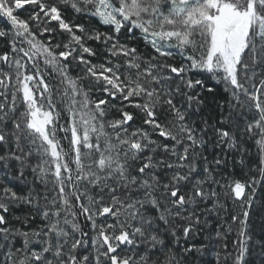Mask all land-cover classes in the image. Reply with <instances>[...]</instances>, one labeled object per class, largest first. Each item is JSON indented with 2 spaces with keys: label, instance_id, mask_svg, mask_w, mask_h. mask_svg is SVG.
I'll list each match as a JSON object with an SVG mask.
<instances>
[{
  "label": "snow or ice",
  "instance_id": "1",
  "mask_svg": "<svg viewBox=\"0 0 264 264\" xmlns=\"http://www.w3.org/2000/svg\"><path fill=\"white\" fill-rule=\"evenodd\" d=\"M0 22V264H264V0H0Z\"/></svg>",
  "mask_w": 264,
  "mask_h": 264
},
{
  "label": "trees",
  "instance_id": "2",
  "mask_svg": "<svg viewBox=\"0 0 264 264\" xmlns=\"http://www.w3.org/2000/svg\"><path fill=\"white\" fill-rule=\"evenodd\" d=\"M3 25V22H1ZM4 26V25H3ZM7 45L2 42V45L0 47V52H3L6 50ZM206 83L209 84V86H216L217 88V96L222 95V89L219 85L213 84L211 80H207ZM215 101H213L212 97H208V104L209 107L205 109V116L211 115L212 112V106L214 105ZM199 119H197V123H199ZM248 148V152L244 154L243 158L245 159V164L241 165L239 163L240 159L242 158V155L240 153H230L229 154V167L227 169L226 175H228L229 179H246L249 174L252 173V171L255 170L256 167V161H257V149L252 144L251 141H248L245 145ZM219 148H213L211 143H209L208 151L205 153L206 155H209V158L211 159V153L217 152L219 153ZM250 169L252 171H250ZM31 180V179H29ZM257 197L259 198L257 201V204L261 200H264V189L258 190ZM215 220V217H210L209 221L212 223V221ZM250 225H251V233L253 235L254 241H260L261 243H264V215H262L257 207L255 209L250 217ZM216 225L213 223L212 227H215ZM211 229H206L205 231L201 232L199 236L195 238V240L191 241L192 243H208V240L205 239L206 236H208ZM234 238V234L233 237ZM232 238L229 239V244L231 245ZM213 237V241H214ZM257 250L259 249V245H256ZM253 260L256 259V257L252 258ZM203 260L205 261V264H215V251L209 250L207 252V255L203 257Z\"/></svg>",
  "mask_w": 264,
  "mask_h": 264
},
{
  "label": "rangeland",
  "instance_id": "3",
  "mask_svg": "<svg viewBox=\"0 0 264 264\" xmlns=\"http://www.w3.org/2000/svg\"><path fill=\"white\" fill-rule=\"evenodd\" d=\"M22 15H24V16H26L27 15V13H21ZM73 19H74V17H72ZM77 23H80L81 21H76ZM84 23H86V24H95V21H87V20H85V21H83ZM0 27H3V25L1 24V22H0ZM1 45H2V42H0V47H1ZM211 80V79H210ZM211 82L215 85L216 84V81H214V80H211ZM102 95V94H101ZM252 174V173H251ZM251 174H249V175H251ZM29 179H32V177H31V175H29V177H28ZM17 211V214H22V215H26L27 213H26V211L24 210V209H17L16 210Z\"/></svg>",
  "mask_w": 264,
  "mask_h": 264
}]
</instances>
